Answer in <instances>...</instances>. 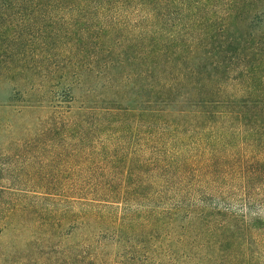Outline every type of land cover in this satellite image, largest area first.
I'll return each mask as SVG.
<instances>
[{
	"label": "trees",
	"instance_id": "trees-1",
	"mask_svg": "<svg viewBox=\"0 0 264 264\" xmlns=\"http://www.w3.org/2000/svg\"><path fill=\"white\" fill-rule=\"evenodd\" d=\"M4 91L0 264H264V0H0Z\"/></svg>",
	"mask_w": 264,
	"mask_h": 264
},
{
	"label": "rangeland",
	"instance_id": "rangeland-1",
	"mask_svg": "<svg viewBox=\"0 0 264 264\" xmlns=\"http://www.w3.org/2000/svg\"><path fill=\"white\" fill-rule=\"evenodd\" d=\"M83 91H78V95L81 96ZM8 91H4L1 93L0 95V100H5L8 96ZM8 112H4L0 110V117H7ZM45 116V111L41 110L40 112H29L27 110H22L20 111L16 118H14V122L16 123V126L18 127V135L14 134L12 137L6 136L5 138L4 136H0V153H6V155H10L12 154V158L8 159V160H4L5 158L0 157V164H3L6 166H8V168L11 170L13 168V170L16 169L20 166V159L16 158V151H12V148H16L18 143L24 142L25 140L29 139L30 136H35L37 131H33L32 133L27 132V131H22L23 128H29L30 130L33 129V127L35 125H37L39 123V120H42V118ZM22 133V134H21ZM11 148V151L9 152L8 149ZM12 170V171H13ZM12 171L6 173L3 175L4 176V180H6V178H9L10 181V185L13 186V184H15L16 186H18V188H21V186L24 185L22 178L20 177L19 171H17V178L14 177V175H12ZM6 182V181H4ZM7 184V182H6ZM259 215H261L264 218V212H261ZM2 240L0 239V242ZM111 264H126L123 263V261H118V260H111Z\"/></svg>",
	"mask_w": 264,
	"mask_h": 264
}]
</instances>
